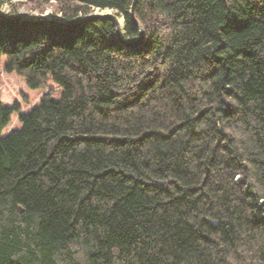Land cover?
I'll list each match as a JSON object with an SVG mask.
<instances>
[{
    "label": "trees",
    "instance_id": "1",
    "mask_svg": "<svg viewBox=\"0 0 264 264\" xmlns=\"http://www.w3.org/2000/svg\"><path fill=\"white\" fill-rule=\"evenodd\" d=\"M13 0H0V3ZM57 1L0 20V264H264V0Z\"/></svg>",
    "mask_w": 264,
    "mask_h": 264
},
{
    "label": "rangeland",
    "instance_id": "2",
    "mask_svg": "<svg viewBox=\"0 0 264 264\" xmlns=\"http://www.w3.org/2000/svg\"><path fill=\"white\" fill-rule=\"evenodd\" d=\"M48 14H52V18H62L59 11V3L57 1L39 3L29 0H13L0 3V16L3 19H28L31 21L35 19L47 20Z\"/></svg>",
    "mask_w": 264,
    "mask_h": 264
},
{
    "label": "water",
    "instance_id": "3",
    "mask_svg": "<svg viewBox=\"0 0 264 264\" xmlns=\"http://www.w3.org/2000/svg\"><path fill=\"white\" fill-rule=\"evenodd\" d=\"M138 0H133V3L131 5L130 10L128 11L131 18L133 19V21L135 22V24L137 25L138 29H139V37L135 40H126L124 38V33H125V20L124 17H119L118 12L114 11L112 9L106 8V9H102L100 10L99 8H97L95 11H93L92 13H90L86 18H84L81 21H78L74 24H80L84 21L87 20H92V19H97V18H109L111 20L114 21L115 25H116V35L118 37V39L127 47H134V46H139L143 43V41L145 40L146 37V32L145 29L143 27V25L140 23L139 19L137 18L136 15V5H137ZM0 20H3V18L0 16ZM45 19H35L34 21H43ZM47 20H53L57 23H60L62 25H72V23L68 22L65 19L62 18H47ZM123 20V23H122ZM21 21H31L28 19H20L17 20L16 23L21 22Z\"/></svg>",
    "mask_w": 264,
    "mask_h": 264
},
{
    "label": "built area",
    "instance_id": "4",
    "mask_svg": "<svg viewBox=\"0 0 264 264\" xmlns=\"http://www.w3.org/2000/svg\"><path fill=\"white\" fill-rule=\"evenodd\" d=\"M47 16H48L47 18H52V17H53V15H52V14H48ZM51 16H52V17H51Z\"/></svg>",
    "mask_w": 264,
    "mask_h": 264
},
{
    "label": "bare ground",
    "instance_id": "5",
    "mask_svg": "<svg viewBox=\"0 0 264 264\" xmlns=\"http://www.w3.org/2000/svg\"><path fill=\"white\" fill-rule=\"evenodd\" d=\"M122 23H123V20H122Z\"/></svg>",
    "mask_w": 264,
    "mask_h": 264
}]
</instances>
